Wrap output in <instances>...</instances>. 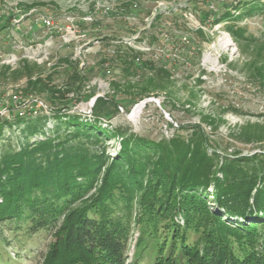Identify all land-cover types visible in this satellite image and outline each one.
Returning <instances> with one entry per match:
<instances>
[{"label": "rangeland", "instance_id": "rangeland-1", "mask_svg": "<svg viewBox=\"0 0 264 264\" xmlns=\"http://www.w3.org/2000/svg\"><path fill=\"white\" fill-rule=\"evenodd\" d=\"M251 1L0 0V124L47 116L48 136L34 139L44 140L56 135L53 116L79 115L117 133L106 143L109 156L120 151L121 134H134L194 141L220 157L219 167L263 158L264 0L242 6ZM251 7L258 9L247 14ZM227 13L234 18L221 20ZM234 24L259 40L237 41L227 29ZM144 227L134 228L127 264L147 260L146 243L135 244ZM53 240L47 230L25 237L1 225L0 264H42Z\"/></svg>", "mask_w": 264, "mask_h": 264}, {"label": "trees", "instance_id": "trees-1", "mask_svg": "<svg viewBox=\"0 0 264 264\" xmlns=\"http://www.w3.org/2000/svg\"><path fill=\"white\" fill-rule=\"evenodd\" d=\"M227 29L241 43L259 40L235 24ZM102 105L98 99L96 116ZM53 117L56 135L44 140L34 139L47 135V116L0 124V226L25 237L47 230L54 240L42 264H127L141 223L135 244L146 243L144 264H264V157L219 167L220 157L194 141L191 147L180 138L151 142L121 133L120 151L109 156L106 143L116 132L79 115ZM103 168L99 187L85 197Z\"/></svg>", "mask_w": 264, "mask_h": 264}, {"label": "bare ground", "instance_id": "bare-ground-1", "mask_svg": "<svg viewBox=\"0 0 264 264\" xmlns=\"http://www.w3.org/2000/svg\"><path fill=\"white\" fill-rule=\"evenodd\" d=\"M222 45V44H221ZM231 45L229 43H226L225 45H223V48L224 49H227L228 47H230ZM222 48V47H221ZM207 63H213L212 59L211 58H207L206 59ZM139 111V109H138Z\"/></svg>", "mask_w": 264, "mask_h": 264}, {"label": "built area", "instance_id": "built-area-1", "mask_svg": "<svg viewBox=\"0 0 264 264\" xmlns=\"http://www.w3.org/2000/svg\"><path fill=\"white\" fill-rule=\"evenodd\" d=\"M47 23H48V25H50V22L49 21Z\"/></svg>", "mask_w": 264, "mask_h": 264}]
</instances>
